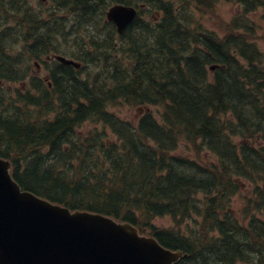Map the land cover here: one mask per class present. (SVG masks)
Returning <instances> with one entry per match:
<instances>
[{"label": "trees", "instance_id": "16d2710c", "mask_svg": "<svg viewBox=\"0 0 264 264\" xmlns=\"http://www.w3.org/2000/svg\"><path fill=\"white\" fill-rule=\"evenodd\" d=\"M213 1L52 0L45 17L30 0H0V80L23 81L21 63L70 50L59 41L90 63L79 77L57 63L52 88L36 77L12 96L0 87V154L24 188L129 221L187 252L178 264H264V0H227L242 10L223 35L190 12ZM112 2L161 19L138 18L119 37L103 20ZM116 107L150 108L129 119ZM243 185L241 218L232 197ZM167 216L172 226L156 224Z\"/></svg>", "mask_w": 264, "mask_h": 264}, {"label": "water", "instance_id": "95a60500", "mask_svg": "<svg viewBox=\"0 0 264 264\" xmlns=\"http://www.w3.org/2000/svg\"><path fill=\"white\" fill-rule=\"evenodd\" d=\"M136 15L133 6L122 4L107 12L119 32ZM11 170V161L0 156V264H174L184 256L129 222L71 210L23 190Z\"/></svg>", "mask_w": 264, "mask_h": 264}, {"label": "rangeland", "instance_id": "374dc122", "mask_svg": "<svg viewBox=\"0 0 264 264\" xmlns=\"http://www.w3.org/2000/svg\"><path fill=\"white\" fill-rule=\"evenodd\" d=\"M32 4L36 8H41L43 11L49 10L55 15L56 10L52 8V5L50 4L49 0H31ZM214 6L213 8H204V10H198L197 8L190 7V12L192 13V16H194V20L197 23H202V25L208 29V30H216L221 31V25L229 23L234 15L239 13L241 11V6L232 2H229L227 0H214ZM180 5V4H179ZM261 10L259 11V13ZM47 13H45L46 15ZM254 18L256 15H252ZM221 35H223V31L220 32ZM26 66H24V63H21L20 67L22 68V72L24 74H27L28 77L26 79V83H29V78L34 76H42L46 73V67L42 63H36L35 61H28L25 63ZM27 88L29 87V84H26ZM1 86H3V90L9 95L12 96L16 93L17 89L22 90L24 87V84L21 82L15 83V82H2ZM145 109H142L140 114ZM114 111L120 112L121 115L127 116L129 119H134L137 113H139L138 110H130L127 107H116L114 108ZM92 126L91 123H87L84 126V131L88 130ZM178 153H184V155L189 154L193 158H197L194 156V150L192 148H187L183 144H181L180 149L178 150ZM203 159L205 162L213 163L215 164L216 158L214 156H211L208 158V155L203 153L202 154ZM244 187V186H243ZM242 190L232 197V205L235 208V211H237L238 216L241 218L242 216V209L245 207L248 197H251L252 193L249 186H246ZM247 221V220H246ZM156 224L159 226H172L173 220L171 217H162L157 218L155 220ZM184 228V226H182ZM238 264H247L245 262H239Z\"/></svg>", "mask_w": 264, "mask_h": 264}]
</instances>
